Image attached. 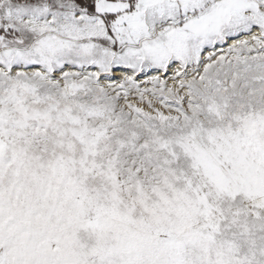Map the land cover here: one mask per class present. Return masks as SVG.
Returning a JSON list of instances; mask_svg holds the SVG:
<instances>
[{"label":"snow or ice","instance_id":"1","mask_svg":"<svg viewBox=\"0 0 264 264\" xmlns=\"http://www.w3.org/2000/svg\"><path fill=\"white\" fill-rule=\"evenodd\" d=\"M0 264H264V0H0Z\"/></svg>","mask_w":264,"mask_h":264}]
</instances>
